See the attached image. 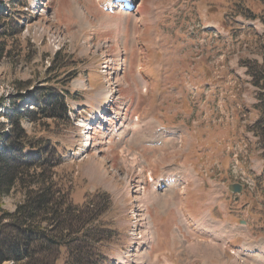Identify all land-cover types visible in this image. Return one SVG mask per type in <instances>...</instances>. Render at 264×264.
I'll return each mask as SVG.
<instances>
[{"label":"rangeland","instance_id":"374dc122","mask_svg":"<svg viewBox=\"0 0 264 264\" xmlns=\"http://www.w3.org/2000/svg\"><path fill=\"white\" fill-rule=\"evenodd\" d=\"M124 1L0 0V147L14 108L68 93L62 118L20 119L60 162L23 179L54 173L73 203L96 199V264H264V0Z\"/></svg>","mask_w":264,"mask_h":264},{"label":"trees","instance_id":"16d2710c","mask_svg":"<svg viewBox=\"0 0 264 264\" xmlns=\"http://www.w3.org/2000/svg\"><path fill=\"white\" fill-rule=\"evenodd\" d=\"M40 90L42 94L33 99V108L21 111L14 108L13 128L7 137H3L6 142L0 147V199L16 184L26 190L24 173L40 168L51 171L60 163L58 158L53 161L52 157L59 156L52 154L47 141L30 138L20 125V119H57L68 112V93L46 86ZM15 96V105L18 106V101L26 98L24 93ZM255 125L263 146L264 162V116ZM5 130L1 134L8 131ZM27 150L36 153H27ZM47 150L49 157L44 156ZM30 177L24 200L13 212L4 211L0 217L4 222L0 224V264L5 261L12 264H58L63 251L67 254L63 264H96L94 244L99 242L98 232H89L90 227L96 226L100 214L96 199H88L82 205L73 203L61 178L55 182L54 173L48 176L40 171L38 177ZM34 184L36 187H32Z\"/></svg>","mask_w":264,"mask_h":264},{"label":"crops","instance_id":"0c3cea01","mask_svg":"<svg viewBox=\"0 0 264 264\" xmlns=\"http://www.w3.org/2000/svg\"><path fill=\"white\" fill-rule=\"evenodd\" d=\"M205 87H206V89L208 88V84H207V83L205 84ZM205 91H206V93L209 92L208 90H205ZM212 94H213V93H212ZM198 140H199V139H198ZM261 167H262V160L260 161L259 166H258V165L256 166V169L261 168ZM197 185H199V184H197ZM220 185H221V186H224L225 184H224V182H221ZM189 198H190V197H189ZM217 198H218V197H216V196H214V195H209V196H208V200H206L204 204H206V202H207L208 205H211V202L213 201V199H217ZM192 204H193V205H197V201L193 200V201H192ZM181 206H182V207H186V204L181 203ZM189 211H190V213L192 214V216H194L193 213H192V211H191V209H189ZM193 218H194V217H193ZM219 221H220V220H219ZM223 222H224V221H223ZM212 225H213V224H212ZM202 226H203V225H202Z\"/></svg>","mask_w":264,"mask_h":264},{"label":"bare ground","instance_id":"6f19581e","mask_svg":"<svg viewBox=\"0 0 264 264\" xmlns=\"http://www.w3.org/2000/svg\"><path fill=\"white\" fill-rule=\"evenodd\" d=\"M108 6V5H107ZM125 6L126 7H129L130 6V2L128 1V0H125ZM109 99H110V96H107ZM98 113V112H97ZM96 113V114H97ZM140 134V133H139ZM124 157H127L126 155H124ZM165 171V170H164ZM164 175V174H163ZM167 178V177H166ZM164 180V179H163ZM168 180H169V178H168ZM173 180L174 181H176L177 179H176V177H173ZM166 181V180H165ZM165 184V183H164ZM159 197V195H156V194H154V195H151V197H150V203H152L153 201H155V200H157V198ZM162 204H163V202H162ZM262 245V244H261Z\"/></svg>","mask_w":264,"mask_h":264},{"label":"water","instance_id":"95a60500","mask_svg":"<svg viewBox=\"0 0 264 264\" xmlns=\"http://www.w3.org/2000/svg\"><path fill=\"white\" fill-rule=\"evenodd\" d=\"M228 189L233 193H240L242 190V185L239 183H232L228 186Z\"/></svg>","mask_w":264,"mask_h":264}]
</instances>
